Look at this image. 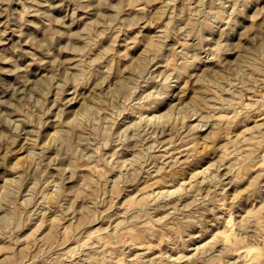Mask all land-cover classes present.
Returning a JSON list of instances; mask_svg holds the SVG:
<instances>
[{"label":"clouds","instance_id":"1","mask_svg":"<svg viewBox=\"0 0 264 264\" xmlns=\"http://www.w3.org/2000/svg\"><path fill=\"white\" fill-rule=\"evenodd\" d=\"M257 2L0 0L3 264H264Z\"/></svg>","mask_w":264,"mask_h":264},{"label":"rangeland","instance_id":"2","mask_svg":"<svg viewBox=\"0 0 264 264\" xmlns=\"http://www.w3.org/2000/svg\"><path fill=\"white\" fill-rule=\"evenodd\" d=\"M13 7L18 9V8H19V5H13ZM158 11H159V7H158V6H155V7H154V14H155V12H158ZM260 13H264V2H261V0H258L256 7L252 10V14H253V15H257V14H260ZM3 22H4V21H3V18H0V23H3ZM12 27L15 29V24H13ZM0 30H3V29L0 28ZM33 31H34V30L31 29V28L27 29V32H28L29 34L33 33ZM154 34H155L154 31L149 32V31H147V30H146L145 33H144V35H146V36H151V35H154ZM6 39H8V40H10V41H14V40L17 39V37L15 36L14 33H9V37H7ZM105 46H106V45H105ZM147 46H148V41L145 40V41H144V46L141 47V48L139 49V52H133V53H131V55H133L134 58L137 57V56L140 54V52H143V51H144V49H145ZM118 49L121 50V51L123 50V41L121 42L120 45H118ZM4 50H5L4 46H0V51H4ZM127 69H128V64H125V65H124V71L126 72ZM20 146H22V145H18V146H17V156L15 157L16 160L23 159V156L25 155V153H20V152H19V147H20ZM185 147H186L187 149H191L193 146L189 144V145H185ZM205 147H207V148H211V145H206ZM200 151L203 152V151H204V148H201ZM177 154H178V150H177ZM179 159H180V160H184V159H186V157H185V156H180ZM200 170H201V169H199V168H193V169H191V170L188 172V174L185 175V177H184V181H183V182H187V181L191 180V179H192V176L195 174V172L200 171ZM186 171H187V170H186ZM146 187H147V185H141V190H142L143 188H146ZM160 190H162V189L160 188L159 185H157V187H156L155 189H153V191H160ZM169 190H170V189H169ZM132 195L134 196L135 193H133ZM128 199H131V196H126V197H124L123 202H126ZM257 207H258V206H257ZM248 211H252V208L250 207V208L248 209ZM53 219H55V218H53ZM98 226H99V225H97V227H98ZM63 227H64V231H65V232H68V231L70 230V228H71V223H70V222H65V224L63 225ZM44 235L47 236V235H48V232L46 231V232L44 233ZM141 247H143V246H141ZM21 251H23V249H21ZM137 254H138V253H137ZM155 254H156V255H159L158 252L155 253ZM249 255H252V253L249 252ZM149 258H150V257H149ZM6 259H7V257H0V264H3V261L6 260ZM253 259H254V261H258V260H259L258 257H254Z\"/></svg>","mask_w":264,"mask_h":264}]
</instances>
